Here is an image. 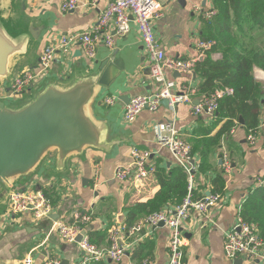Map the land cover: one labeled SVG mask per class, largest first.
<instances>
[{
  "label": "crops",
  "instance_id": "1",
  "mask_svg": "<svg viewBox=\"0 0 264 264\" xmlns=\"http://www.w3.org/2000/svg\"><path fill=\"white\" fill-rule=\"evenodd\" d=\"M77 1L79 4L77 9L63 12L60 9L62 0H15L12 14L14 20L12 26L16 28L15 30L33 25L40 32L42 27H45L39 44L30 50L27 57L17 63L15 73L20 74L26 69L36 67L40 54L48 42H55L61 35L92 30L97 24L100 13L110 0ZM209 9H214L212 0L161 1L162 14L153 21V28L158 44L167 56L189 59L196 55L195 43L204 39L202 27L203 22L207 21L204 12ZM129 25L130 30L126 35L113 36L112 47L98 45L96 56L92 60L85 58L78 47L71 53L57 51L55 54L47 72L48 80H45L47 83L54 82L60 86L67 85L77 78L94 74L104 61L114 63L113 65L117 61L118 67L113 69L115 78L111 80L108 87H97L91 103V111L104 123V131L107 135L115 138L118 135L125 136L130 142L118 146L116 153L109 158H106L104 152L89 148L82 156H72L65 161H58L54 155H50L40 163L27 183L20 187L34 186L42 192L47 190L51 193L57 203L52 217L36 221L30 213L12 216L7 213V208L0 207V235L8 231L15 239L20 240L12 250L15 264H22L21 260L34 247L36 249L33 252L31 264H42L45 254L57 255L62 264H76L83 255L82 251L76 243L61 241L58 235L51 231L52 223L59 219L70 221L72 212L79 210L91 216L84 228L86 235L87 229L103 231L112 224L128 225L125 223L128 207L147 201L159 189V184L152 173L155 166L168 167L175 164L172 154L157 144L152 130L153 124L173 122L179 137L186 141L195 138L197 134L206 133L205 127L208 128L213 122L211 117L192 113L193 105L203 98L202 95L197 94L192 95L191 102L171 104L169 107L160 104L155 111L144 109L131 122L123 119L124 107L132 97L150 94L155 89L149 76L148 58L137 25L131 16ZM210 55L212 59L221 57L216 51L211 52ZM111 58L114 61H111ZM253 75L264 88V70L254 67ZM167 76H169L168 73ZM171 77L175 80L172 91L176 93L189 85L195 88L200 82L199 77L193 72L191 75L180 74L179 76L173 73ZM43 83L35 82L19 98H31L43 86ZM109 96L115 99L112 104H105L104 99ZM260 108L259 138L255 144L248 143L245 129L241 125L237 126L222 140L221 147L210 152L209 162L213 169L207 171L205 175L195 174L194 179L192 178V187L208 195L209 181L216 174V166H221L218 163L221 152L225 150L230 154L232 170L229 174H225L222 170L225 181L221 202L203 213L192 212L183 224L186 239L185 264H229L223 253L224 234L233 225L239 207L249 193L255 190L256 178L264 177V146L261 140L264 133V95ZM222 123L216 124L209 135L218 131ZM133 146L151 152L148 163L151 171L139 182L118 181L114 178V172L119 166L131 163L130 150ZM95 166L99 167V183L96 186L93 182ZM194 167L196 168V163ZM77 180L84 190L83 193L78 187H70ZM28 227L36 231H24ZM22 231L25 233L21 234ZM134 236L137 241L135 246L126 252L120 262L103 258L90 264L140 262L133 256V250L136 247H140L138 254L150 259L152 264L166 262L167 227L143 228ZM91 243L98 248L106 247L107 232L99 246ZM256 263L264 264L258 261ZM243 264L248 262L245 260Z\"/></svg>",
  "mask_w": 264,
  "mask_h": 264
},
{
  "label": "built area",
  "instance_id": "2",
  "mask_svg": "<svg viewBox=\"0 0 264 264\" xmlns=\"http://www.w3.org/2000/svg\"><path fill=\"white\" fill-rule=\"evenodd\" d=\"M96 0H92L95 2ZM162 0H110L106 3L100 13L96 26L89 31L69 33L61 35L55 42H48L41 54L37 66L29 68L16 75L9 84L8 90L0 88V98H17L24 94L26 89L35 82L42 79L49 70L57 51L71 53L79 48L81 54L88 60L96 56L97 46H113V36L123 37L130 30V16L136 23L143 43L145 54L148 58L149 76L155 85L152 93L132 97L123 110V119L127 122L133 121L144 109L155 111L160 106L161 99H168L169 105L181 102H191L193 92L192 86L183 87L180 92H173L175 80L171 77L173 73L191 75L195 63L200 57L210 52L216 42L215 40L200 39L195 43L196 55L189 59H181L167 56L159 46L153 28V21L161 16ZM79 6L77 0H62L60 9L63 12L73 11ZM214 9L204 12L206 20L215 15ZM167 73L169 76H167ZM233 93L232 88L217 89L209 97L202 98L193 105L194 115H206L212 117L218 100ZM113 96L105 97V104H112ZM264 126V124H263ZM155 140L159 147L166 148L183 171L188 175L189 188L186 197L176 206L166 207L155 211L148 216L137 220L132 225L112 224L107 229L106 247H96L92 244L86 234L79 242L76 238L89 223L91 216L81 213L79 210L72 212L71 220H56L52 223L51 231L58 235L59 239L66 243H76L82 251V257L76 264H90L108 258L114 262H120L126 252L136 244L134 236L143 228H157L162 222L168 229V257L164 264H185V246L183 224L192 212L203 213L221 202L218 194L206 195L204 199H192V171L194 164L190 163V145L179 137L174 123L171 121L156 122L152 126ZM259 126L247 134L246 140L251 145L259 138ZM261 133V132H260ZM264 146V133L261 136ZM151 152L133 146L130 150L131 163L119 166L114 172V178L118 181L139 182L150 172L149 157ZM221 167L225 174L232 170L230 154L227 151L221 153ZM94 185H98L99 167L95 166L93 173ZM264 188V177H257L255 188ZM54 207L51 199L41 190L34 186L17 188L10 192L7 203V213L12 216L21 213H30L34 220L49 219ZM240 208L231 228L224 234L223 253L229 264H235L240 260L243 264L246 260L257 259L264 263V238L259 235V228L255 222L243 219ZM134 238V240L132 239ZM36 247L21 260L22 264H31L33 252ZM243 260V263H242ZM42 264H62L57 255L45 254ZM131 264H152L148 258Z\"/></svg>",
  "mask_w": 264,
  "mask_h": 264
},
{
  "label": "water",
  "instance_id": "3",
  "mask_svg": "<svg viewBox=\"0 0 264 264\" xmlns=\"http://www.w3.org/2000/svg\"><path fill=\"white\" fill-rule=\"evenodd\" d=\"M14 4L15 0H0V88L5 90L18 75L15 73L17 63L39 44L45 28L43 26L39 32L30 25L15 30L12 26ZM113 64L104 61L94 74L62 86L47 83L46 73L39 80L44 82L43 86L31 98H0V207L7 208L10 192L26 184L47 156L54 155L56 160L65 161L72 156H82L91 148L104 152L109 158L118 146L130 142L125 136L107 135L104 123L91 111L97 87H108L115 78L113 69L118 67L117 61ZM160 104L169 107V100L161 99ZM218 163L221 164V155ZM24 231L36 229L28 227ZM84 234L82 230L76 242ZM19 242L8 231L0 235V264H15L12 250ZM239 263L240 260L235 261Z\"/></svg>",
  "mask_w": 264,
  "mask_h": 264
},
{
  "label": "trees",
  "instance_id": "4",
  "mask_svg": "<svg viewBox=\"0 0 264 264\" xmlns=\"http://www.w3.org/2000/svg\"><path fill=\"white\" fill-rule=\"evenodd\" d=\"M215 15L203 22L202 36L207 40H215L211 52L220 54L219 59H212L211 52L198 60L193 69L200 82L194 93L209 97L217 89L232 88L233 93L218 100L216 110L211 118L213 122L206 133L197 134L187 139L190 145V163L196 168L194 175H205L213 169L209 162L210 152L221 147L226 138L237 126H242L246 134L258 128L261 100L264 88L253 75L254 67L264 70V0H212ZM242 120V123H240ZM223 122L218 131L209 135L214 126ZM222 153V152H221ZM193 160V162H191ZM216 174L210 179V194L222 196L224 192V175L221 166H216ZM151 171V168H150ZM159 184L154 196L145 202L132 204L127 209L125 223L131 225L149 214L166 207L179 205L186 197L189 188L188 175L178 164L168 167L156 165L152 172ZM53 207L57 205L55 198L47 190ZM192 199H204L205 192L191 188ZM244 220L255 222L259 235L264 238V188H255L249 193L241 206ZM107 229L93 231L87 229L90 242L98 246L104 240ZM136 247L133 256L141 261L146 257L138 254Z\"/></svg>",
  "mask_w": 264,
  "mask_h": 264
},
{
  "label": "rangeland",
  "instance_id": "5",
  "mask_svg": "<svg viewBox=\"0 0 264 264\" xmlns=\"http://www.w3.org/2000/svg\"><path fill=\"white\" fill-rule=\"evenodd\" d=\"M73 186V188L74 187H78V189H79V191L81 192V193H83V189L80 187V183H79V181L77 180V182L76 181H74V183H72V185H70V187H72ZM240 209H241V207H239ZM238 211H239V209H238ZM237 214H238V212H237ZM237 214H236V216H237ZM240 214H241V210H240ZM257 262V259H252V260H250L249 261V263H251V264H258V263H256Z\"/></svg>",
  "mask_w": 264,
  "mask_h": 264
}]
</instances>
